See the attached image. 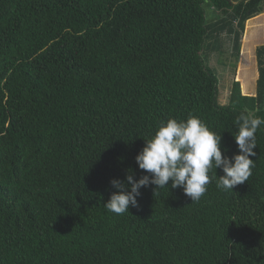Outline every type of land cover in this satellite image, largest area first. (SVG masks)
<instances>
[{
  "label": "trees",
  "instance_id": "1",
  "mask_svg": "<svg viewBox=\"0 0 264 264\" xmlns=\"http://www.w3.org/2000/svg\"><path fill=\"white\" fill-rule=\"evenodd\" d=\"M263 11L264 0H0V264H264V126L233 191L213 180L193 203L169 181L141 188L129 213L104 207L112 179L148 174L136 156L160 121L194 114L238 153L237 116L264 117V45L256 94L236 79L226 104L209 57L231 37L237 68Z\"/></svg>",
  "mask_w": 264,
  "mask_h": 264
},
{
  "label": "clouds",
  "instance_id": "2",
  "mask_svg": "<svg viewBox=\"0 0 264 264\" xmlns=\"http://www.w3.org/2000/svg\"><path fill=\"white\" fill-rule=\"evenodd\" d=\"M235 124L232 134L238 153L229 157V149L221 146L222 135L200 117L190 113L186 120L170 117L160 121L136 156L139 169L148 174L137 180L129 169L125 180L112 179L116 191L104 204L106 211L116 215L129 213L130 206L139 207L141 188L154 185L156 195L168 188L169 181L172 189L182 188L193 203L199 202L213 180L217 188L226 192L248 181L255 168L250 157L256 156V134L264 126V117L241 112ZM217 169H222L224 175L218 177Z\"/></svg>",
  "mask_w": 264,
  "mask_h": 264
},
{
  "label": "rangeland",
  "instance_id": "3",
  "mask_svg": "<svg viewBox=\"0 0 264 264\" xmlns=\"http://www.w3.org/2000/svg\"><path fill=\"white\" fill-rule=\"evenodd\" d=\"M207 13L208 15L211 16L215 15V11L213 9L208 8ZM249 22L250 21H247L246 23L248 24ZM222 43H223L222 44L223 51L212 53L211 54L212 56L209 57V64L211 65L212 70L214 71L215 75L219 80V85H218L219 102L221 104H226L227 102H229L233 81L236 79L238 80L243 79L244 81L246 80L249 81L252 78V76L255 79L256 65H255V54L253 52L254 49L253 44H250L252 50H248L243 55L244 58L240 57V60L238 61V67L236 68L231 64V59H233V61H236V59L234 57L232 58L229 57L233 52V39L231 37L225 36L224 39L222 40ZM241 51H242V42H241ZM241 63L244 65V66L242 65L244 70H241L240 69L241 67H239ZM240 72L242 74L241 76H239ZM249 84H252L250 85V88L253 87V81L250 82ZM243 88L245 89L243 91L247 90L245 85L243 86Z\"/></svg>",
  "mask_w": 264,
  "mask_h": 264
},
{
  "label": "crops",
  "instance_id": "4",
  "mask_svg": "<svg viewBox=\"0 0 264 264\" xmlns=\"http://www.w3.org/2000/svg\"><path fill=\"white\" fill-rule=\"evenodd\" d=\"M248 24L246 23V28H245V32L242 38V51H241V57H243V55L248 51V50H252L250 47V44H253V52L255 54V65H256V73H255V79L252 78L246 83L244 80L240 79L239 81L241 82V86H242V91L245 90L243 88V86L245 85L247 90L243 91L244 94H251V95H255L257 92V80L259 77V70H258V62H257V55H256V49L261 46L264 45V11L262 13H260L259 15L251 18ZM242 63L241 65H239V67H241V70H244V68L242 67ZM244 66V65H243ZM241 72L239 73V76H241ZM238 78V77H237ZM240 78V77H239ZM238 80V79H237ZM253 81V87L250 88L249 84L250 82ZM250 88V90H249ZM253 91V92H252Z\"/></svg>",
  "mask_w": 264,
  "mask_h": 264
}]
</instances>
